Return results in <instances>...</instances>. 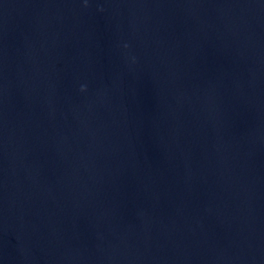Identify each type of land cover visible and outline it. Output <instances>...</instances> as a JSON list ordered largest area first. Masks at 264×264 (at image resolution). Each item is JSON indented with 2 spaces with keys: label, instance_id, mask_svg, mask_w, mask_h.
<instances>
[{
  "label": "water",
  "instance_id": "obj_1",
  "mask_svg": "<svg viewBox=\"0 0 264 264\" xmlns=\"http://www.w3.org/2000/svg\"><path fill=\"white\" fill-rule=\"evenodd\" d=\"M0 264H264V0H0Z\"/></svg>",
  "mask_w": 264,
  "mask_h": 264
}]
</instances>
